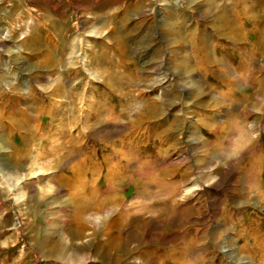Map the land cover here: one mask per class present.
Wrapping results in <instances>:
<instances>
[{
    "label": "rangeland",
    "instance_id": "374dc122",
    "mask_svg": "<svg viewBox=\"0 0 264 264\" xmlns=\"http://www.w3.org/2000/svg\"><path fill=\"white\" fill-rule=\"evenodd\" d=\"M256 1L0 0V264H264Z\"/></svg>",
    "mask_w": 264,
    "mask_h": 264
},
{
    "label": "bare ground",
    "instance_id": "6f19581e",
    "mask_svg": "<svg viewBox=\"0 0 264 264\" xmlns=\"http://www.w3.org/2000/svg\"><path fill=\"white\" fill-rule=\"evenodd\" d=\"M263 1V0H262ZM256 4H257V7H259V10L258 11H254L253 12V14L249 17V18H247V20H245V21H239L240 22V25L237 27V28H235V29H232V32H233V34L235 35V37H233V36H231V35H225L226 36V38L225 39H228L230 42H234V43H237V40H239L240 41V43H242L243 45H245V46H247L248 48H249V52L251 53L250 54V56H251V58L253 59V60H256L257 58H259L262 54H264V30H263V32H262V34H257L258 33V30H259V27H260V25L261 24H263L264 23V1L263 2H261L260 0H257L256 1ZM140 5L139 4H136L135 5V7H139ZM238 22V21H237ZM237 24V23H236ZM249 24H251L252 26H251V28H247L248 27V25ZM101 27V26H100ZM100 29V28H99ZM260 31V30H259ZM262 31V30H261ZM251 32V33H250ZM252 32H254L255 33V35H254V33H252ZM257 32V33H256ZM260 33V32H259ZM237 36V37H236ZM238 36H241V38H239ZM203 42H204V40L202 39V41L201 42H197L196 41V43L198 44V49H200V50H203V48L205 47V45L203 46ZM100 46V45H99ZM100 49V48H99ZM104 49V48H103ZM101 53H103V52H101ZM200 53V52H199ZM96 55V54H95ZM97 55H99V54H97ZM142 56V55H141ZM204 57V54L202 53L201 54V57ZM250 58V59H251ZM203 60H204V58H203ZM109 61V60H108ZM107 61V62H108ZM147 64V63H146ZM150 64V63H149ZM198 67H199V69H204L205 68V64H204V62L202 61V59H201V61L199 62V65H198ZM205 73H207V72H205ZM120 79V78H119ZM118 79H114V81H113V83H116V84H120L119 82V80L117 81ZM108 83H110V82H108ZM111 84H112V82H111ZM230 84H232V83H230ZM233 85V84H232ZM224 86V85H223ZM51 89V88H50ZM75 89V88H74ZM57 90V89H56ZM49 91V90H48ZM64 91V90H63ZM56 93V92H55ZM58 93V92H57ZM65 94H66V92H65ZM53 95H55V94H53ZM48 96V95H47ZM56 96V95H55ZM62 96V95H61ZM65 96V95H64ZM63 96V97H64ZM104 96V95H103ZM107 96H109V95H107ZM112 96V95H111ZM194 96V95H193ZM59 97V96H58ZM97 97V96H96ZM99 97V96H98ZM97 97V98H98ZM67 98V97H66ZM100 99H101V97H100ZM103 99V98H102ZM121 101V100H120ZM74 102V101H73ZM122 102V101H121ZM116 103V102H115ZM63 104V103H62ZM76 104V103H75ZM79 104V103H78ZM59 105V104H58ZM147 105H148V103H147ZM158 105L159 104H156L155 102H153L151 105H149V106H147V108L146 109H144V111L141 113V116H138V118H137V120H136V122H139V121H142V118H146V119H148L149 117H152V116H154L155 115V113L157 112V109L159 108L158 107ZM74 106V105H73ZM111 106V105H110ZM57 107H59V106H57ZM98 107H100V106H98ZM48 108H50V107H48ZM61 108V107H60ZM143 108V107H142ZM47 109V108H46ZM52 109V108H51ZM63 109V108H62ZM108 109H110V108H108ZM54 111V110H53ZM52 111V112H53ZM55 113V112H54ZM87 113V112H86ZM92 113V112H91ZM128 113V112H127ZM55 115V114H54ZM104 115H106V114H104ZM103 115V116H104ZM120 115H121V112H120ZM66 116V115H65ZM70 116V115H69ZM107 116V115H106ZM110 116V115H109ZM105 117V116H104ZM113 117V116H112ZM57 118V117H56ZM85 118V117H84ZM83 118V119H84ZM93 118V117H92ZM101 119H103V118H101ZM104 119H106V118H104ZM55 120V119H54ZM96 120V119H95ZM108 120V119H107ZM58 121V120H57ZM89 122V121H88ZM96 122V121H95ZM105 122V121H104ZM109 122V121H108ZM115 122V121H114ZM134 123H135V121H134ZM64 124V123H63ZM99 124V123H98ZM76 125V124H75ZM74 125V126H75ZM154 125V124H153ZM62 126V125H61ZM73 126V125H72ZM84 126V125H83ZM82 126V127H83ZM89 126V125H88ZM91 126H93L92 124H91ZM76 127V126H75ZM87 127V126H86ZM100 127V126H99ZM67 128V127H66ZM74 128V127H73ZM72 128V129H73ZM91 128V127H90ZM98 128V127H97ZM64 131V130H63ZM69 131H70V129H69ZM150 131V130H149ZM66 133V132H65ZM135 133V132H134ZM66 134H68V133H66ZM83 134V133H82ZM86 134V133H85ZM142 134H144V133H142ZM63 135V134H62ZM87 135V134H86ZM96 135V134H95ZM127 135V134H126ZM148 135V134H147ZM63 136H65V135H63ZM137 137V136H136ZM62 138V137H61ZM127 138V137H126ZM141 138V137H140ZM144 138V137H143ZM145 138H146V136H145ZM67 139V138H66ZM121 139V138H120ZM128 139V138H127ZM127 139H123L122 141H120L122 144L123 143H125L126 141H127ZM83 140V139H82ZM94 140V139H93ZM114 141V140H113ZM142 141V140H141ZM131 142V141H130ZM147 142V141H146ZM121 144V145H122ZM80 146V145H79ZM81 147V146H80ZM111 147V146H110ZM135 147H136V145H135ZM113 148H114V146H113ZM121 148H123V147H121ZM90 150V149H89ZM88 150V151H89ZM126 150V149H125ZM129 150V149H128ZM66 152V151H65ZM108 152V151H107ZM117 153V152H116ZM143 154V153H142ZM68 153H67V157H68ZM71 155V154H70ZM140 155V154H139ZM118 157V156H117ZM254 164L255 163H253V167H254ZM119 170V169H118ZM120 174V173H119ZM109 182V181H108ZM187 191H189V189L187 190ZM162 202V201H161ZM241 203V202H240ZM92 208L94 207L96 210H100V209H102L103 208V205L101 204H98V205H94V206H91ZM91 207H89L88 206V208L90 209ZM85 208V207H84ZM86 209V208H85ZM96 213H97V211H95ZM103 223H105V222H103ZM99 226V225H98ZM77 234H79V232L77 233ZM114 235V234H113ZM119 239V238H118ZM112 241V240H111ZM102 247V246H101ZM107 247V246H106ZM111 248V247H110ZM79 249V248H78ZM75 250V249H74ZM119 250V249H118ZM76 251V250H75ZM61 253V255L60 256H64L66 253H64V248H63V250L62 251H60ZM122 252V251H121ZM74 255L75 256H77V252H74ZM82 256V255H81ZM65 257H66V255H65ZM105 257V256H104ZM75 258V257H74ZM63 259V258H62Z\"/></svg>",
    "mask_w": 264,
    "mask_h": 264
}]
</instances>
